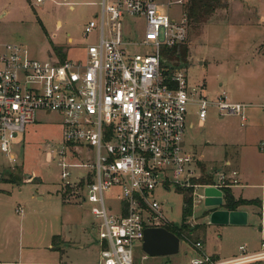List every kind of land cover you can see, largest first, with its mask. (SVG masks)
Listing matches in <instances>:
<instances>
[{"label": "rangeland", "instance_id": "1", "mask_svg": "<svg viewBox=\"0 0 264 264\" xmlns=\"http://www.w3.org/2000/svg\"><path fill=\"white\" fill-rule=\"evenodd\" d=\"M101 1L0 0V54L5 44L18 43L36 58L85 61L87 46L98 42L96 31L85 36V27L92 19L99 22ZM159 1L173 2L163 11L176 20L187 11L188 0L184 4ZM222 2L224 5L205 21L190 20L188 41L182 45L189 50L187 58L179 60L169 49L163 55L171 62L179 60L176 65L185 71L190 86L202 85L209 101L215 102L225 93L230 102L259 103L264 100V0ZM125 24L129 26L130 19ZM247 116L243 126L238 115L221 113L211 103L203 122L192 105L185 147L198 159V177L215 167L218 171L213 176L217 178L218 173L228 170L226 157L237 158L245 173L243 180L247 178L252 185L250 196L262 197L264 116L256 106L247 109ZM62 141V116L39 111L35 123L27 124L13 141L15 163L0 149V264L100 263L99 222L82 201L81 192L71 190L69 194L57 159L52 160L48 153V143ZM89 169L70 168V180L77 181ZM168 188H158L153 197L162 202L172 223H182L183 209L191 198L193 212L186 224L191 223L194 229L187 237L189 241L181 240L176 255L151 257L144 252L142 241L135 240L136 264H191L199 253L214 261H218L214 255L231 259L260 254L258 259L241 264H264V201L259 209L251 204L243 210L249 212L247 225L214 224L207 214L215 207L196 203V196L188 189L179 190L175 184ZM203 192L202 187L196 189L197 194ZM119 194L117 187L105 193L106 201L115 209ZM200 240L203 249L195 247Z\"/></svg>", "mask_w": 264, "mask_h": 264}, {"label": "built area", "instance_id": "2", "mask_svg": "<svg viewBox=\"0 0 264 264\" xmlns=\"http://www.w3.org/2000/svg\"><path fill=\"white\" fill-rule=\"evenodd\" d=\"M171 3L102 0L99 22L92 19L85 27V36L96 31L98 37L87 46L85 61L36 58L18 43L5 44L0 54V149L15 163L13 141L35 123L37 113L62 116L63 141L50 142L47 149L62 169L64 187L81 192L99 222V264H136L134 241L143 244L147 228L175 225L153 197L158 188L175 184L193 193L196 203H205L206 188L214 187L223 192V206L225 191L239 183L236 171H221L215 178L217 169L208 172L212 182L196 181L198 159L185 147L190 106L197 107L203 122L211 103L221 113L238 115L242 125L249 107H258L264 116V100L230 102L224 93L209 101L202 85L190 86L176 65L179 60L164 57L165 49L187 43L189 34L186 13L176 20L163 11ZM86 166L88 172L72 182L69 169ZM114 187L120 190L116 209L105 199ZM198 187L204 192L197 194ZM194 244L203 249L201 241ZM199 254L191 264H241L260 256L214 261Z\"/></svg>", "mask_w": 264, "mask_h": 264}, {"label": "water", "instance_id": "3", "mask_svg": "<svg viewBox=\"0 0 264 264\" xmlns=\"http://www.w3.org/2000/svg\"><path fill=\"white\" fill-rule=\"evenodd\" d=\"M202 64V61H200ZM205 205L208 207L222 206L223 192L214 187L206 188ZM210 222L214 224L245 225L248 213L243 210L215 209L210 213ZM181 238L164 227L147 228L143 240V250L151 257L171 256L180 252Z\"/></svg>", "mask_w": 264, "mask_h": 264}, {"label": "trees", "instance_id": "4", "mask_svg": "<svg viewBox=\"0 0 264 264\" xmlns=\"http://www.w3.org/2000/svg\"><path fill=\"white\" fill-rule=\"evenodd\" d=\"M224 3L222 2V0H188V5L186 7V14H187V18L189 20L195 21V20H199V21H205L206 19H208L210 16L213 15V13L220 8L221 6H223ZM172 54H174V56L178 57L179 60H182L183 58H187L188 57V48L187 47H175L173 49H171ZM59 52V51H58ZM60 53V52H59ZM212 175L211 174H204L202 177H200L198 180L201 183H210L212 182ZM72 189L69 188L68 192L70 194ZM179 190H184L182 188H179ZM67 194V195H69ZM187 204L185 206V208L183 209V221L181 223L180 226H178V224L172 225V226H168L167 229L174 232L175 234H177L181 240L185 239V236H189L191 235V232L193 231V226L191 223L186 224V220H187V216H191L192 215V201L191 198H189L187 200ZM249 204H257L260 205L261 202L260 200H247V199H243V198H238L236 199L233 194L231 193V191L229 189L226 190L225 193V203H224V207L228 210H238L240 206L242 205H249ZM209 213V212H208ZM187 233V234H186ZM57 236H55L56 238ZM55 238H54V242H55Z\"/></svg>", "mask_w": 264, "mask_h": 264}, {"label": "crops", "instance_id": "5", "mask_svg": "<svg viewBox=\"0 0 264 264\" xmlns=\"http://www.w3.org/2000/svg\"><path fill=\"white\" fill-rule=\"evenodd\" d=\"M0 17H2V15ZM69 40H71V37L69 38ZM243 126H246V124L243 125ZM250 132L254 134L253 129H250ZM260 148L263 151V149H264V141H262V145H260ZM224 164L227 166L228 170L227 171H223V173L232 175L233 171L237 172V177L239 178V183L228 188L236 199L243 198V199H247V200H260V202L264 201V192H263L262 197L250 196L249 189H252V185L248 183V181L246 180L247 178L244 179L246 181L243 180V178H245V173L243 172V169L241 170V168H239V162H238L237 158L226 157ZM212 169H216V168L213 167ZM263 190H264V188H263ZM225 193H226V191H225ZM249 206H251V204L242 205V206L239 207L238 210H246V208L249 207ZM215 209H226V208L224 206H221V207L215 208ZM258 209H259V205H258ZM207 218L209 219V222H210L209 216H207ZM248 223H249V212H248ZM247 224H245V225H247ZM204 244H205V242H204ZM255 252H257V251H255ZM255 252H253V253H255ZM214 257H216V259L218 261L219 260L227 261V260H231V259L236 258V257H234V258H231V259H219V257H220L219 255H214Z\"/></svg>", "mask_w": 264, "mask_h": 264}]
</instances>
